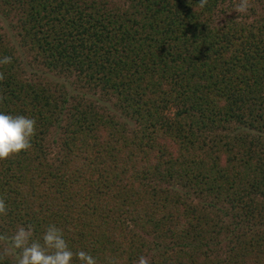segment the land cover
Wrapping results in <instances>:
<instances>
[{
	"label": "trees",
	"instance_id": "1",
	"mask_svg": "<svg viewBox=\"0 0 264 264\" xmlns=\"http://www.w3.org/2000/svg\"><path fill=\"white\" fill-rule=\"evenodd\" d=\"M0 264H264V0H0Z\"/></svg>",
	"mask_w": 264,
	"mask_h": 264
},
{
	"label": "rangeland",
	"instance_id": "2",
	"mask_svg": "<svg viewBox=\"0 0 264 264\" xmlns=\"http://www.w3.org/2000/svg\"><path fill=\"white\" fill-rule=\"evenodd\" d=\"M54 147V146H53ZM55 148V147H54Z\"/></svg>",
	"mask_w": 264,
	"mask_h": 264
}]
</instances>
